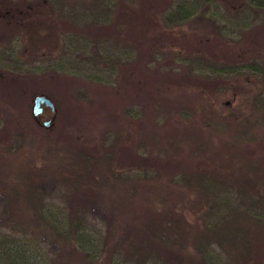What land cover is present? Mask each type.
Returning a JSON list of instances; mask_svg holds the SVG:
<instances>
[{"label": "rangeland", "instance_id": "obj_1", "mask_svg": "<svg viewBox=\"0 0 264 264\" xmlns=\"http://www.w3.org/2000/svg\"><path fill=\"white\" fill-rule=\"evenodd\" d=\"M113 1L109 18L91 22L86 0L61 4L62 13L43 0H0V47L28 62L26 68L4 66L0 54V143L46 159L40 186L48 193L54 175L68 172L76 147L115 143L122 166L145 159L159 168V153L180 145L173 162L163 164L167 174L179 165L223 167L225 150L240 137V149L259 161L263 145L253 135H264V126L229 127L226 110H219L220 126L206 124L223 99L216 101L206 75L183 59L196 49L204 55L220 49L234 62L264 55V12L249 7V0H208L179 28L164 29L163 0ZM243 16L247 27L235 24ZM41 93L55 112L44 106L36 117L33 98ZM9 158L0 152V168L16 165ZM6 181L0 171V192ZM2 199L0 193V210ZM27 220L38 224L33 215Z\"/></svg>", "mask_w": 264, "mask_h": 264}, {"label": "trees", "instance_id": "obj_2", "mask_svg": "<svg viewBox=\"0 0 264 264\" xmlns=\"http://www.w3.org/2000/svg\"><path fill=\"white\" fill-rule=\"evenodd\" d=\"M73 1L43 0L51 11ZM86 1L91 22L113 13V0ZM207 2L163 0L164 29L179 28ZM249 5L264 12V0ZM245 18L235 24L247 27ZM260 26L264 37V21ZM194 52L183 60L206 75L216 101L223 99L206 124L220 126L219 110H226L229 127L264 126V55L234 62L220 49ZM0 54L4 66L28 65L9 47L1 46ZM253 138L264 150V135ZM239 140L225 150L223 167L179 165L167 174L163 164L173 162L180 145L159 153V168L145 159L122 166L115 143L76 147L68 172L54 175L49 193L40 186L46 159L0 143V152H9L16 164L0 168L7 180L0 192V264H264V152L252 162ZM31 215L37 226L28 223Z\"/></svg>", "mask_w": 264, "mask_h": 264}, {"label": "water", "instance_id": "obj_3", "mask_svg": "<svg viewBox=\"0 0 264 264\" xmlns=\"http://www.w3.org/2000/svg\"><path fill=\"white\" fill-rule=\"evenodd\" d=\"M42 105L48 107L52 113L55 112V105L50 97L46 94H37L33 98L32 113L34 116H39L42 111ZM51 120L44 121V125L48 126Z\"/></svg>", "mask_w": 264, "mask_h": 264}, {"label": "flooded vegetation", "instance_id": "obj_4", "mask_svg": "<svg viewBox=\"0 0 264 264\" xmlns=\"http://www.w3.org/2000/svg\"><path fill=\"white\" fill-rule=\"evenodd\" d=\"M43 108H44V105H42V111H41L40 115H42V113H43Z\"/></svg>", "mask_w": 264, "mask_h": 264}]
</instances>
